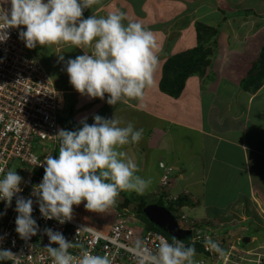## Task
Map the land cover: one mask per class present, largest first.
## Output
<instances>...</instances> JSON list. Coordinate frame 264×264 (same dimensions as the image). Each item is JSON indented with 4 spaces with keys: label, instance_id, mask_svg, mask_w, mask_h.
<instances>
[{
    "label": "crops",
    "instance_id": "crops-1",
    "mask_svg": "<svg viewBox=\"0 0 264 264\" xmlns=\"http://www.w3.org/2000/svg\"><path fill=\"white\" fill-rule=\"evenodd\" d=\"M185 1H189V5L182 7ZM177 5H180L179 10ZM258 7L259 0H99L92 9L84 10L83 18L122 11L126 13L125 24L138 21L145 26L150 24V30L158 26V18L165 19L166 38L161 39L160 32L156 34L152 30L158 60L165 62L193 47L192 40H183L188 38L186 32L174 36V31L197 24L211 26L216 22L220 25L223 20L243 23L256 17ZM3 8L10 10L11 4L5 3ZM148 16L152 17L149 21ZM22 28L26 26H20ZM32 50L46 65L55 88L61 92L59 130L69 127L62 119L81 125L80 121L87 118L92 124L97 114L107 119L115 116L120 126L131 122L137 129L142 128L143 138L138 144L119 148L125 153L124 158L138 165L143 178L145 165L148 163L150 167L153 156L152 164L158 162L159 167V162H163L166 167L171 166L173 176L169 188H175L172 195L188 192L182 194L187 203L180 210L190 213L194 223L211 226L214 233L221 234L224 248L231 245L237 249L243 260L233 257L230 264H258L253 256L264 255L261 254L264 252V81L257 90H250L239 84L246 74L238 78L234 70L223 72L222 68L229 83L209 78L207 83L199 84V78H189L181 94L172 97L161 91L158 79L161 72L155 67L152 82L142 98L109 105V94H105L104 99L80 94L70 83L66 71L69 58L83 55L91 48L60 43L38 45ZM60 54L64 56L63 61L59 59ZM174 128L181 129V133ZM178 144L181 150L176 151ZM182 167L187 169L184 171ZM181 182L184 184L177 191ZM156 190L152 191L153 195ZM73 209L78 216L86 218L84 211L81 213L75 206ZM242 240L246 243H241Z\"/></svg>",
    "mask_w": 264,
    "mask_h": 264
},
{
    "label": "clouds",
    "instance_id": "clouds-1",
    "mask_svg": "<svg viewBox=\"0 0 264 264\" xmlns=\"http://www.w3.org/2000/svg\"><path fill=\"white\" fill-rule=\"evenodd\" d=\"M5 3L11 4L10 10L3 8ZM97 3L99 0H0V42L8 38L5 29L26 26L20 29L19 38L29 49L60 43L82 49L89 47L91 51L66 61L73 87L90 98L104 99L109 94V105L125 99H140L151 84L158 64L156 38L141 22L125 24L126 13L122 11L83 18L84 10L92 9ZM59 59L63 61L64 56L60 54ZM93 120L89 124L84 118L80 121L81 127L58 131V157L47 154L36 164L44 167V176L40 183L33 185L29 198L19 195L24 178L16 170L5 173L0 169V201L5 202V211L0 216L6 215L15 197L18 213L15 231L22 240H30L40 231L32 215L34 203L39 205L43 218L64 224L76 214L74 205L83 203L85 209L101 212L115 205L121 192L139 195L146 192L150 180L139 175L138 165L130 158L125 159V153L119 150L130 143L138 144L143 138V129H137L131 122L120 126L115 116L107 119L97 114ZM43 231L49 238L46 248L53 264H76L69 249L83 246L69 241L58 230L45 228ZM4 239L0 235V244ZM205 245L209 250L222 252L210 237L205 238ZM130 251L138 264H197L195 246L175 238L170 243L162 237L155 251L138 240ZM14 255L10 249L0 247V264L11 261ZM78 264H112V261L108 256L84 251Z\"/></svg>",
    "mask_w": 264,
    "mask_h": 264
},
{
    "label": "built area",
    "instance_id": "built-area-1",
    "mask_svg": "<svg viewBox=\"0 0 264 264\" xmlns=\"http://www.w3.org/2000/svg\"><path fill=\"white\" fill-rule=\"evenodd\" d=\"M4 31L8 33V38L0 42V169L5 173L16 170L23 177V191L19 195L29 198L33 185L40 183L44 176V167L36 164L42 162L47 154L55 157L59 147L56 134L59 131V111L63 100L45 66L19 38L20 28ZM43 141L46 144L42 145ZM40 146L44 150L38 154L36 150ZM161 163L163 162H159L162 170L160 186L164 188L171 184V169L164 163L161 167ZM15 207L14 197L6 215L0 216V235L5 236L0 247L10 249L15 254L11 261H5L4 264H53L46 248L49 238L43 231L45 228L58 230L69 241L83 246L69 249L76 264L84 251L108 256L112 264H138L137 258L130 251L136 241H142L152 251H155L162 237L171 243L164 232L158 228H146L141 220L129 215L125 209L117 211L108 229L103 230L88 224L87 219L77 214H73L72 220L64 224L55 219H45L37 203L33 204L32 215L37 220L40 231L25 241L15 231L18 215ZM4 211L5 202L0 201V213ZM178 222L181 227L191 230L192 241H203L210 237L222 249L218 253L209 250L204 243L207 255L196 258L197 264H230L233 257L240 256L233 252L234 246L224 248V243L216 238L219 235L212 228L197 227L194 222ZM52 246L58 247L56 244ZM239 259L243 260L241 257Z\"/></svg>",
    "mask_w": 264,
    "mask_h": 264
},
{
    "label": "rangeland",
    "instance_id": "rangeland-1",
    "mask_svg": "<svg viewBox=\"0 0 264 264\" xmlns=\"http://www.w3.org/2000/svg\"><path fill=\"white\" fill-rule=\"evenodd\" d=\"M166 1V0H165ZM189 1H185V5L182 7H186V4L189 5ZM264 0H259V7L257 8V11H259L256 14V17H250L245 22L240 23V21L230 23L223 20V23L220 25H217V23H212L213 25L207 26L208 29L200 30V33H198V29L195 27L193 28H186L183 30L174 31V36H182L186 32L188 35L183 40H192V46L188 47L186 50H183L182 52L178 53L179 57L177 59L171 60V61H165L158 60V64L156 66V70L158 68L159 73L161 72V75L158 79H161L162 77H167V84H176L178 82H181L183 78L185 79V82L189 78L196 77L197 80L200 79L199 84H201L202 81L207 83V80H224V82L229 81L225 79L226 77L222 73L225 70H234L233 74L239 76L247 77L248 74H254L252 72L255 70V68L258 70V76L260 77L264 75ZM263 3V4H262ZM178 10L180 9V5H177ZM235 7H232L233 9ZM263 10V11H262ZM143 18V17H142ZM150 16L147 17L146 20H150ZM158 22V29L151 28V31L154 30V33L161 34L160 38L164 39L168 36V32L165 30V19H159ZM181 20V19H180ZM177 21L178 22L180 21ZM150 24H147V27L149 28ZM176 26V24H175ZM164 28V29H162ZM190 31V32H189ZM176 33V34H175ZM184 37V36H183ZM163 43H166V40H163ZM167 47V45H166ZM175 55V56H177ZM201 57V58H200ZM200 58L202 61V66L197 65V60ZM208 58V60H207ZM166 65V69L163 74V64ZM161 64V65H160ZM201 70V72H200ZM188 73V74H187ZM215 74V75H214ZM219 74V75H217ZM218 76V77H217ZM260 77H256L255 80L252 83V86L254 87V91L258 89V85L260 82ZM199 78V79H198ZM238 78H236L238 80ZM223 82V81H222ZM240 84V83H239ZM245 88V87H244ZM251 90V89H250ZM142 120V119H140ZM64 123H67V121L62 119ZM238 121H235L237 123ZM147 125L150 124L149 121H146ZM177 130L178 133H181V129L174 128ZM184 133V132H183ZM181 135V134H180ZM193 136V135H192ZM169 138V137H168ZM168 143L170 144V141L168 140ZM46 144L45 141L42 142V145ZM44 148L42 147L43 151ZM181 150V147L176 146V151ZM59 150H57L58 153ZM152 151V150H149ZM38 153V149L36 150ZM41 153V152H40ZM38 153V154H40ZM152 153V152H150ZM59 154V153H58ZM152 156L154 154H151ZM158 154H156L157 156ZM58 157V155L56 156ZM154 159V156L152 157ZM151 159L150 167L149 164L145 165V172L143 175L146 180H150V184L146 190V192L143 195H139L135 192H121L119 197L117 198V202L115 205L101 211V212H93L85 209L84 204H80L79 206L74 205L78 211L83 213L85 212L86 216V222L96 228L107 230L109 225L112 223V221L115 218V215L117 213L118 204L119 209L124 208L125 210L129 211V215H137L136 212L133 210H130V207H134L133 204H137L139 200L144 199L147 202L152 201L153 202H161L165 204L166 206L170 205V203H176V201L184 197L182 194H187L188 192H182L178 194L172 195L174 193L175 188H169L168 187L162 188L160 186V176L162 174V170L157 165L152 164L154 161ZM186 165V164H185ZM184 165V166H185ZM157 166V167H156ZM167 166V165H166ZM169 169H173L171 166L168 167ZM182 169H187L186 167ZM185 171V170H184ZM172 174V171H170ZM139 175L141 172H138ZM142 175V174H141ZM159 182V183H158ZM184 184V182L179 183V186H177V191L179 190L180 186ZM156 194L153 195V192L155 189ZM152 189V190H151ZM169 189V190H168ZM152 192V193H151ZM170 198V199H169ZM199 201H201V198H198ZM128 201L130 203L129 205H125V202ZM127 203V204H128ZM171 206V205H170ZM176 204L173 205V207H168L173 215L180 221L181 224H189V222H193L191 214L188 213L185 210H180L183 206H180L179 208H176ZM83 208V209H82ZM125 210H119V211H125ZM114 216V217H113ZM139 218V217H138ZM190 219V220H189ZM188 222V223H187ZM205 223L210 224L209 221H206ZM215 224V223H214ZM218 224V223H216ZM199 227V226H197ZM200 227H206L205 225H202ZM211 228V226H210ZM221 235V234H220ZM217 236L216 238L218 240H221L223 242L224 239L223 236ZM222 237V238H221ZM241 243H246L242 240ZM236 254H240L237 249L233 251ZM243 255V253H241ZM261 254H264V252H261ZM254 259H257L258 264H264V255L259 256H253ZM235 258V257H234Z\"/></svg>",
    "mask_w": 264,
    "mask_h": 264
},
{
    "label": "trees",
    "instance_id": "trees-1",
    "mask_svg": "<svg viewBox=\"0 0 264 264\" xmlns=\"http://www.w3.org/2000/svg\"><path fill=\"white\" fill-rule=\"evenodd\" d=\"M196 28L198 29V33H200V34L203 33V32L201 33L200 30L208 29L207 26L202 25V24H197L196 25ZM177 57H179V55L173 56V57H171L168 60L171 61V60H173V58L174 59H177ZM200 58L197 60L198 68H199V66H202V61L200 60ZM207 60H208V58H207ZM165 63L163 64V67H162L163 68V74H164V71H165L166 65H167ZM257 71L258 70L255 68V70L252 71V72H254V74H251V73L248 74L247 77L243 78L240 81V84L243 87L247 88V89L250 88V89L254 90V87L252 86V83H253V81L255 80L256 77H258V78L260 77V75L258 76V72ZM200 72H201V70H200ZM184 78H183V80H181V82H178L176 84H172L171 85V84H167V77H166V75H165V77H162L161 76V79L159 81V87H160L161 91L164 92L165 94H168V95H170L172 97H177V96H179L181 94V92L183 90V87H184V84H185V79ZM263 81H264V75H262L260 77L259 84L261 85V83H263ZM66 124L69 126L68 127V130H75L76 128L82 126V125H77L76 123H74V122H72L70 120H68ZM57 150H59V147H57ZM57 150H56V153H55V157L58 155ZM172 176H173V174H171V179H172ZM127 203H128V201L125 202V205H129L130 204V203H128V204ZM151 203H156V202H146L144 199H141V200H139V202H137V204H133L134 207H130V205H129V208H130V210H133L134 212L137 213V215H135V217L136 218L139 217L138 219L141 220L145 224L146 228L157 229L152 223L149 222V220L143 214V209L146 206H148L149 204H151ZM158 203H161V202H158ZM186 203H187L186 202V199L183 198V197H181L175 203L176 206H177L176 208H179L180 206L186 205ZM175 204L174 203H170L171 206L168 205L167 207H173V205H175ZM119 206L120 205H118V209H117L118 211L124 209V208L119 209ZM127 212L129 213V211H127ZM196 225L202 226L203 223H199V224L196 223ZM171 242H173V241H171ZM204 243H205V240H203V241H192L191 240V241H189L187 243H184V244L185 245H194L195 246V249H196V253H197L196 258H200V257H206V255H207L204 252Z\"/></svg>",
    "mask_w": 264,
    "mask_h": 264
},
{
    "label": "water",
    "instance_id": "water-1",
    "mask_svg": "<svg viewBox=\"0 0 264 264\" xmlns=\"http://www.w3.org/2000/svg\"><path fill=\"white\" fill-rule=\"evenodd\" d=\"M143 214L150 223L164 232L171 241H174V238L182 243L191 241V230L181 227L176 217L165 204L151 203L143 209Z\"/></svg>",
    "mask_w": 264,
    "mask_h": 264
},
{
    "label": "bare ground",
    "instance_id": "bare-ground-1",
    "mask_svg": "<svg viewBox=\"0 0 264 264\" xmlns=\"http://www.w3.org/2000/svg\"><path fill=\"white\" fill-rule=\"evenodd\" d=\"M41 150H42V146H40V147L38 148V153L42 152ZM73 214H74V213H73Z\"/></svg>",
    "mask_w": 264,
    "mask_h": 264
}]
</instances>
